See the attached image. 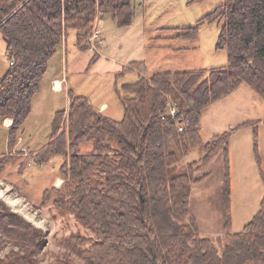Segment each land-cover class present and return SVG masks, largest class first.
Here are the masks:
<instances>
[{
    "label": "trees",
    "instance_id": "16d2710c",
    "mask_svg": "<svg viewBox=\"0 0 264 264\" xmlns=\"http://www.w3.org/2000/svg\"><path fill=\"white\" fill-rule=\"evenodd\" d=\"M100 13H111L119 26L134 20L132 0H0V32L9 55L0 80V120L13 119L9 147L21 134L49 62L69 31H77L78 48L88 51ZM219 20L224 24L216 47L228 50L225 67L168 70L123 83L117 88L124 108L121 120L72 91L67 108L55 112L50 139L37 158L48 163L62 157L65 182L62 188H46L42 201L55 194L54 201L92 232L65 237L61 243L67 252L56 264H264V195L243 229L229 231L231 139L239 129L252 127L261 167L257 140L264 119L242 122L208 142L199 126L203 112L242 83L264 97V0H226L195 25L175 28L168 38L196 39L201 25ZM141 65L131 62L128 68ZM169 101L179 108L177 119L170 116ZM185 120L190 125L181 131L178 122ZM196 146L204 155L181 166ZM220 153L225 156L227 230L222 250L190 215L193 184L209 174L206 170ZM0 233L14 246L0 264H39L45 232L1 199Z\"/></svg>",
    "mask_w": 264,
    "mask_h": 264
},
{
    "label": "rangeland",
    "instance_id": "374dc122",
    "mask_svg": "<svg viewBox=\"0 0 264 264\" xmlns=\"http://www.w3.org/2000/svg\"><path fill=\"white\" fill-rule=\"evenodd\" d=\"M225 1L132 0L134 20L129 26L117 25L111 13H100L94 29L102 33L100 39L103 43L98 45V50H80L74 29L67 36V83L70 89H65L66 79L63 91H55L51 87L50 75L64 70V52L59 47L56 56L49 62L43 79L44 87L35 95L32 112L12 147L8 146V134L13 119L0 120V161H5L0 165V191L3 194L0 199L13 212L21 214L45 232L47 241L37 256L39 264H56L62 258L67 252L61 243L65 237L77 232L92 235L73 214L54 201L55 194L47 203L42 201L46 188L52 185L62 188L65 182L60 172L62 157H55L48 163L37 158L40 149L50 139L56 110L67 108L68 95L72 91L86 96L100 111L121 120L124 108L117 88L123 83L135 81L140 75L151 76L168 70L225 67L228 64V50L216 47L223 20L201 25L196 39L164 37L174 34L177 27L195 25ZM89 41L90 38L87 43ZM6 50V42L0 32V79L4 73L1 70V54H5ZM96 53L100 56L92 63ZM131 62H143L144 66L133 70L128 68ZM123 70L125 74L120 75L119 72ZM102 102L109 104L107 111L99 108ZM256 119H264V97L249 84L242 83L233 93L212 103L203 112L199 126L203 140L208 142L216 134L231 131L242 122ZM258 133L261 167L255 156L252 127L239 129L231 139L229 173L232 225L229 231L232 233L240 232L253 218L260 209L264 195V121L259 123ZM203 155L201 147L196 146L182 160L181 166L199 160ZM224 159V153H220L206 170L209 174L193 184L190 199V215L196 219L200 232L213 237L220 250L227 232L224 226ZM5 238L0 233V258H5L14 249ZM72 257L80 261L76 255Z\"/></svg>",
    "mask_w": 264,
    "mask_h": 264
},
{
    "label": "crops",
    "instance_id": "0c3cea01",
    "mask_svg": "<svg viewBox=\"0 0 264 264\" xmlns=\"http://www.w3.org/2000/svg\"><path fill=\"white\" fill-rule=\"evenodd\" d=\"M169 36H171V35H169ZM165 38H168V36H164ZM171 39V38H170ZM67 45H68V38H67V40H66V42H64L63 44H62V49H63V52H64V59H63V61H64V70L62 71L64 74L62 75V72L60 73H58V72H55L54 74H51L50 75V77H51V82L53 81V80H61V79H66V81L64 82V83H66L67 85V87H65V89H68L69 88V86H68V76H67V74H68V72H69V67H68V62H67ZM7 49V48H6ZM1 58L3 59H1L2 61H3V64H2V71L4 72L3 73V76L6 74V72H7V70H8V68H9V66H4V65H9V55H8V52H7V50H6V52H5V54H1ZM7 63V64H6ZM144 66V65H143ZM48 68H49V66H48ZM5 70V71H4ZM1 71V72H2ZM53 73V72H52ZM2 76V77H3ZM139 78V77H138ZM2 79V78H1ZM0 79V80H1ZM64 83H63V89H62V91L64 90ZM44 87V83L42 82V84H41V90H42V88ZM51 87H52V85H51ZM70 89V88H69ZM41 90H40V92H41ZM61 91V90H60ZM39 92V93H40ZM34 99H36V98H34ZM33 99V100H34ZM68 103H69V100H68ZM94 106H96V105H94ZM99 108H101V110H108L109 109V104L108 103H106V102H102L101 104H100V106H99ZM58 110V109H57ZM56 110V111H57ZM9 122H11V119L9 120Z\"/></svg>",
    "mask_w": 264,
    "mask_h": 264
},
{
    "label": "built area",
    "instance_id": "2783aa9c",
    "mask_svg": "<svg viewBox=\"0 0 264 264\" xmlns=\"http://www.w3.org/2000/svg\"><path fill=\"white\" fill-rule=\"evenodd\" d=\"M100 37H101V34L97 30H95L94 33L92 34V36L90 37V41H89L91 50H97L98 45H101L103 43V40L100 39ZM63 81L64 80L53 81L54 90H61ZM168 107L170 109L171 117L173 119H177L178 116L180 115V111H179L178 106L173 101H169ZM178 125H179L180 130L183 131L185 129V127L190 125V121L189 120L179 121Z\"/></svg>",
    "mask_w": 264,
    "mask_h": 264
},
{
    "label": "bare ground",
    "instance_id": "6f19581e",
    "mask_svg": "<svg viewBox=\"0 0 264 264\" xmlns=\"http://www.w3.org/2000/svg\"><path fill=\"white\" fill-rule=\"evenodd\" d=\"M0 196H3L2 192L0 191ZM12 203H14V201H12ZM16 203V202H15Z\"/></svg>",
    "mask_w": 264,
    "mask_h": 264
}]
</instances>
